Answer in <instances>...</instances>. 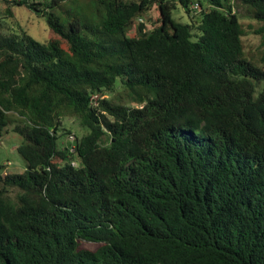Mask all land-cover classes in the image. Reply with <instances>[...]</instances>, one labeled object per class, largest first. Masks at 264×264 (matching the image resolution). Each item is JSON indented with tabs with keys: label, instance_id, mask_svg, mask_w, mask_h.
Instances as JSON below:
<instances>
[{
	"label": "trees",
	"instance_id": "trees-1",
	"mask_svg": "<svg viewBox=\"0 0 264 264\" xmlns=\"http://www.w3.org/2000/svg\"><path fill=\"white\" fill-rule=\"evenodd\" d=\"M64 1L0 0L56 34L0 30V135L25 160L0 171V264H264V25L259 65L239 11L264 22V0Z\"/></svg>",
	"mask_w": 264,
	"mask_h": 264
},
{
	"label": "rangeland",
	"instance_id": "rangeland-1",
	"mask_svg": "<svg viewBox=\"0 0 264 264\" xmlns=\"http://www.w3.org/2000/svg\"><path fill=\"white\" fill-rule=\"evenodd\" d=\"M64 6L72 8L75 12L85 13L91 18L96 17L93 2L88 0H66L63 2ZM2 3L0 2V19L1 25L0 30L3 32H18L25 31L27 34L39 41H46L51 36L56 35L55 32L49 27L47 20L44 15L37 13L30 7L20 4L11 5V13L5 12L6 10L1 9ZM60 12V10H58ZM241 14V21L246 30V33L242 36L243 50L245 58L252 60L257 64H261L259 57L261 54V34L251 32L252 28H256L260 25H264L263 21H259L250 18L246 11L239 6ZM172 14L175 18L180 21H188V15L185 12L181 4H177L173 8ZM158 16L157 6L154 3L151 8L145 13L142 19L145 22V29L150 27ZM63 19V16H62ZM140 19V18H139ZM264 85V79H261L254 90V95ZM107 95V94H104ZM62 124L68 129L70 133L80 135L83 129L79 126L78 121L74 117L62 118ZM69 133V134H70ZM69 134L64 135L61 139L62 145H68L71 142ZM22 140V136L12 129V124H9L2 135H0V163L3 166L0 168L1 172L20 171L25 166L24 158L16 150V145ZM87 246H93V243H85Z\"/></svg>",
	"mask_w": 264,
	"mask_h": 264
},
{
	"label": "built area",
	"instance_id": "built-area-1",
	"mask_svg": "<svg viewBox=\"0 0 264 264\" xmlns=\"http://www.w3.org/2000/svg\"><path fill=\"white\" fill-rule=\"evenodd\" d=\"M96 96H97L96 94H93V95H92L91 98H92L93 101H95ZM69 137L71 138V142H70V144H69V148H70V150H74V147H75V146H74V133H70V134H69ZM71 163H75V160H71Z\"/></svg>",
	"mask_w": 264,
	"mask_h": 264
}]
</instances>
